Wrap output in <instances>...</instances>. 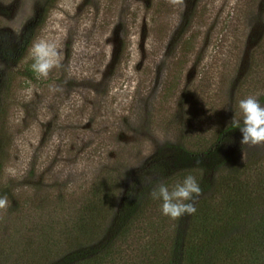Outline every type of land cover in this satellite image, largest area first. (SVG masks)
Here are the masks:
<instances>
[{
	"label": "rangeland",
	"instance_id": "rangeland-1",
	"mask_svg": "<svg viewBox=\"0 0 264 264\" xmlns=\"http://www.w3.org/2000/svg\"><path fill=\"white\" fill-rule=\"evenodd\" d=\"M27 34L21 59L0 57V196L9 198L0 210V246L11 247L10 264H26L28 251L48 240L58 244L80 197L106 175L120 183L119 195L97 242L110 235L136 178L150 192L172 177L169 190L188 175L201 181L204 171L182 177L170 162L156 172L155 157L180 143L204 148L233 119L242 127V99L260 93L264 106V0H0V47ZM38 40L61 56L46 79L32 70ZM241 140L238 128L207 180L235 173L246 191L261 195L254 213L262 214L264 145ZM203 193L195 204L204 198L216 207L223 197L214 187ZM161 204L126 236L127 256L146 244L144 228L159 229L161 242L173 235L179 220L163 215Z\"/></svg>",
	"mask_w": 264,
	"mask_h": 264
},
{
	"label": "trees",
	"instance_id": "trees-1",
	"mask_svg": "<svg viewBox=\"0 0 264 264\" xmlns=\"http://www.w3.org/2000/svg\"><path fill=\"white\" fill-rule=\"evenodd\" d=\"M31 38L27 34L19 44L0 47V57L6 62L21 59ZM238 128L234 124L228 125L204 148L189 149L180 143L170 147L168 157H155L152 169L156 172H166L169 162L177 170L184 171L182 177L188 172L195 175L196 169L200 174L204 171L205 176L198 182L203 192L214 187V191L222 193L223 197L215 204L216 207L204 198L197 202V210L190 215L185 228L182 224L186 215L178 219L179 224L173 235L161 242L159 239L163 236L159 234V229L154 231L153 227H143L146 244L127 256L122 247L126 236L146 218L147 212L156 208L160 201L162 203L161 199L153 197L150 187L141 185V176L126 189L110 235L104 241L97 242L107 227L108 217L119 195L120 183L114 180V175H106L80 197L74 212L75 219L71 223L66 221L69 224H62L61 241L56 244L48 240L45 246L29 250L26 264H264V211L258 215L254 213V200L261 198V195L255 198V194L246 191L247 183L240 182L235 173L219 175L213 184H209L206 175L223 165L225 161L221 158V150ZM173 182L172 177L163 184L170 188ZM246 220L252 226L239 234L237 224ZM234 232L237 234L234 235ZM50 234L54 238L53 228ZM11 256V247L5 244L0 246V264H10Z\"/></svg>",
	"mask_w": 264,
	"mask_h": 264
},
{
	"label": "clouds",
	"instance_id": "clouds-1",
	"mask_svg": "<svg viewBox=\"0 0 264 264\" xmlns=\"http://www.w3.org/2000/svg\"><path fill=\"white\" fill-rule=\"evenodd\" d=\"M169 2L173 5L183 4V0H169ZM31 56L34 60L32 70L37 74V78L46 79L54 68L60 66L61 56L55 44H50L45 40H38L33 44ZM207 59L206 57V62ZM259 95L260 93H257V96H249L240 100L239 109L243 114L242 127L235 119L232 121L242 133V145H264V106L259 103L257 98ZM7 171L13 176L16 174L13 169ZM203 194V189L192 175H188L182 183H177L171 190L162 183L152 193L153 197L162 200V214L173 220L195 214L197 210L195 201ZM8 207V196L6 194L0 196V210H7Z\"/></svg>",
	"mask_w": 264,
	"mask_h": 264
}]
</instances>
